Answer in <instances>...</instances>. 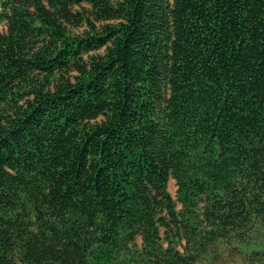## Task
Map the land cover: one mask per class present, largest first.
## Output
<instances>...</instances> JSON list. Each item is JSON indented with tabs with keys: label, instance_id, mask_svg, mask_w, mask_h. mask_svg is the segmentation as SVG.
<instances>
[{
	"label": "trees",
	"instance_id": "trees-1",
	"mask_svg": "<svg viewBox=\"0 0 264 264\" xmlns=\"http://www.w3.org/2000/svg\"><path fill=\"white\" fill-rule=\"evenodd\" d=\"M237 260L264 264V0H0V264Z\"/></svg>",
	"mask_w": 264,
	"mask_h": 264
},
{
	"label": "rangeland",
	"instance_id": "rangeland-1",
	"mask_svg": "<svg viewBox=\"0 0 264 264\" xmlns=\"http://www.w3.org/2000/svg\"><path fill=\"white\" fill-rule=\"evenodd\" d=\"M167 187H168V190L171 193V195L174 196L175 195V184H174V180L173 179L169 180ZM224 264H241V263L239 262V260H237L235 262H226Z\"/></svg>",
	"mask_w": 264,
	"mask_h": 264
}]
</instances>
